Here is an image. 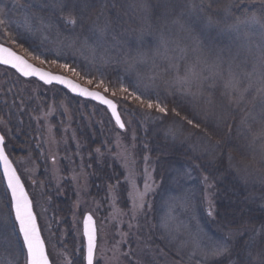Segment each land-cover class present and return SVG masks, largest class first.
Here are the masks:
<instances>
[{"label": "trees", "instance_id": "trees-1", "mask_svg": "<svg viewBox=\"0 0 264 264\" xmlns=\"http://www.w3.org/2000/svg\"><path fill=\"white\" fill-rule=\"evenodd\" d=\"M41 2L42 0H0V8L5 10V19L9 21L6 26H0V42L18 47L20 53L27 49L25 52L29 55L40 56L48 63L53 60L59 64L67 62L80 71L82 79L87 80L86 75L94 82L103 78L109 82V88L119 87L121 81L126 86L139 83L141 90L149 94H158L160 99L168 103L170 109L175 107L189 118L198 120L201 124L200 129L183 123L177 125L175 121L178 118L171 114L157 119L161 116L160 113L152 111L145 115L146 110L138 107L136 101L130 103L118 97L114 99L121 116L129 123L130 129H134L132 131L135 141L130 146L133 147L135 160L148 157L147 166L155 169L156 177L169 168L168 172L171 170L172 175L190 173L189 176L199 178L185 188L180 187L182 191L179 192L183 195L189 188V194L184 197L186 216L182 217L187 221V225L195 231L199 230L197 233L200 236L199 242L207 247L208 239L210 244L213 241L227 239L231 252L222 264H264V152L260 147L264 140L257 139L253 143L252 135L248 134L241 123L249 112H253V104L246 103L239 108L229 104L228 97L222 95L224 90L219 81L215 89L209 88L211 81H205L204 95L182 96L171 87L174 74L164 71L166 63L160 57L154 56L157 37L163 31L170 41L175 42L173 47L179 44L188 48L187 58L180 61L181 72L197 55L192 51L193 38H199L205 51L213 55L223 54L226 61L225 74L229 58H234L241 69L251 71L255 56L249 51V47L254 49L255 45L260 43L259 34L255 28L249 29L252 41L249 45L242 34L230 31L229 26L235 23L237 17L243 18L246 13L259 14L262 7L260 0H211V7L205 11L194 9L192 5L207 3L208 0H147L149 11L146 14L133 13L131 7L133 0H90L82 13L79 8L77 9V15L82 14L86 23L83 31H78L79 39L74 46H68L73 37L63 27L62 35L59 37V41L63 43L57 40L55 34L45 39V33L29 34L25 31L23 18L26 11L31 6V10L38 12ZM166 7L170 9L167 16L164 14ZM227 9H230V15L227 14ZM181 12L185 13L182 19V23L186 25L185 30L171 23ZM209 18L216 22L211 27L207 26ZM105 20L112 22L115 34L123 40L119 49H109L108 63L101 59L105 53L104 48L93 53L82 45L89 26L94 22L103 23ZM141 29L151 34L140 40L138 36ZM138 54H146L147 63H135ZM133 64L135 67L131 66ZM0 68L3 69V73L0 74V89L3 93L0 96L2 123L10 126L17 145L21 136V141L31 146V153H36L34 160L41 170L47 169L48 173H45V170L43 172L49 178L51 168L57 161L52 153H57L60 164L62 163L63 185L56 188L51 184L56 207L58 209L63 207L65 199L57 196L64 188L70 187L73 181L71 178L82 168L90 178V189L95 191L97 186H102L104 191L101 189L100 197L106 196L108 186L121 180L119 166L115 163L112 170L109 157V149L113 147L112 139L119 132L105 117L104 119L98 117L99 112L94 103L73 97L61 87H47L35 80L26 81L14 71ZM154 75L157 78L153 81L151 77ZM21 84L25 86L31 84V97L20 92ZM26 97L31 98V133L23 132L22 126H19V117L13 121L16 130L9 125L12 122L7 117L14 110L11 108L12 98L24 102ZM62 105L68 108L67 112L71 114L69 119L73 126L67 123L63 125L68 119L65 115L60 116V119L56 118L52 125V141H48L41 114L50 112L62 114ZM75 105L78 108H75ZM2 107L9 109L7 112L9 114L3 115ZM16 111H21V105ZM37 121L42 122L40 125L44 128L43 131H38ZM169 127L178 130L175 140L165 139L164 132H168ZM253 128L254 131H258L259 125L253 122ZM125 131L129 132V128L127 127ZM79 133L85 135L84 138L78 139L79 146L83 149L81 154L59 152L61 145L67 148H72L73 145L78 147L73 136L77 137ZM97 148L101 149L103 157L96 153ZM204 175H208L213 181L214 188H206L202 180ZM0 191L2 192L0 197L4 198L5 185L1 173ZM208 197L211 198L215 218L206 213V209L209 211ZM60 216H63L62 213ZM151 239H156L155 235H151ZM156 240L152 244H157ZM11 241L14 246L9 252L15 256L16 264H25L22 245L17 244L12 238ZM146 246H150V242ZM249 251L254 252L255 257L259 254L260 259L249 262L247 257ZM82 261L78 260L77 264H83Z\"/></svg>", "mask_w": 264, "mask_h": 264}, {"label": "snow or ice", "instance_id": "snow-or-ice-1", "mask_svg": "<svg viewBox=\"0 0 264 264\" xmlns=\"http://www.w3.org/2000/svg\"><path fill=\"white\" fill-rule=\"evenodd\" d=\"M89 2L90 0H42L38 12L31 10V6H29V10L26 11L23 18L25 31L29 34L33 32L45 33V39H47L49 35L55 34L59 41V37L62 35L61 27H63V29L73 37V39L68 42V46H74L77 39H79L78 31H83L84 24L86 23L85 17L82 14L77 15V9L79 8L82 13ZM260 2L262 7L259 10V14L257 12L246 13L243 18L237 17L235 23L229 26L230 31L242 34L249 45L252 43L249 29L255 28L259 34L260 43L256 44L254 49L249 47V51L255 56V62L251 71L241 69L234 58H229L227 61V74H225L224 65L226 61L223 54L215 53L213 55L211 52L205 51L199 38H193L192 51L197 55L194 60L185 67L183 72L180 70V61L187 58V47H182L179 44L173 47L172 45L175 42L170 41L165 33L161 31L160 35L157 37L154 51V56L160 57L166 63L164 71L174 74L171 87L180 95H204L205 81H211L209 84V88L211 89H215L219 81L222 83L224 90L222 95L228 97L229 104H234L239 108L243 104L252 103L253 112H249L241 123L244 125L248 134L252 135L253 143H255L257 139L264 140V0H260ZM131 7L133 13L146 14L149 11L147 0H133ZM192 7L205 11L207 8L211 7V0L199 5L193 4ZM226 12L229 15L231 14L230 9H227ZM169 13L170 9L166 7L165 16ZM184 15L185 13L181 12L179 16L171 21L172 24L179 26L181 30L186 29V25L182 23ZM8 23L9 21L5 19V10L0 8V26H6ZM215 23V21L209 18L207 26L211 27ZM147 34L151 33L141 29L138 39L143 40V37ZM109 37L111 38L110 41ZM59 42L63 43V41ZM122 44L123 40L120 36L115 34L110 20H105L103 23L94 22L89 26L87 35H85L82 41L83 47L90 49L93 53H95L97 49L104 48L105 53L102 54L101 59L105 63L109 62V49H119ZM25 51H27V49H25ZM33 58L39 60L41 64L46 62V60L40 56H34ZM147 59L146 54H138L137 57H135V63L144 64L147 63ZM51 63L55 64L57 61L53 60ZM153 63L155 64V60H153ZM0 65L10 66L22 77H38L39 80L43 81L45 84L56 82L65 86L74 94L99 101L100 104L106 105L107 108L111 110V116L114 118L115 124L118 125L120 129H126V124L118 111V105L114 103L113 100L105 98L101 93L82 87L67 77L54 75L41 68L34 67L22 56L4 45H0ZM59 66L66 71H70L75 76L81 75L80 71L71 67L67 62L61 63ZM131 66L135 67V64ZM205 73H207V75ZM85 78L89 85L102 88L104 92H110L113 96H116L117 92L126 94L122 95V100L138 102V107L146 110L145 115H149L152 111H155L161 114L157 119H162L171 114L178 118L175 121L177 125L183 123L192 128H201V124L198 120L189 118L188 115L182 114L181 111L175 107L170 109L168 103L160 99L158 94H149L147 91L141 90L139 83H131L130 86H126L123 81H121L119 87L109 88V82L103 78L95 82L87 75ZM156 78V75L151 77L153 81ZM169 94H171V92ZM249 97H251V99H249ZM253 122L259 125L258 131H254ZM168 134L175 140L178 136V130L169 127ZM260 147L261 151L264 152V143H262ZM96 153L102 155L101 149L97 148ZM144 160L145 167L143 168V174L146 177L143 183L144 190L142 192L138 190L135 181L132 179L134 173L130 168L126 178V182L131 183L132 190L137 193V197L132 199L131 212L133 220L136 219L137 213L144 214L146 208L150 210L151 206L145 204V199L149 195L150 186L153 190L157 186L155 178L151 175L155 169H149L147 166L148 157H145ZM0 162H2L3 165V177L6 181L5 192L10 193V210L8 212H0V244H7L9 249L13 248V242L8 239V236L2 235L5 229H10L11 235L18 234L19 237L22 238V246L26 249L25 264H53L46 247L45 238L42 236L41 224L38 221L37 213L34 211L33 200L29 197L28 191H26L20 176L17 174L16 169L5 153V137L2 134H0ZM202 180L206 188L215 187V184L209 179L208 175H204ZM137 200L139 202H137ZM208 202L209 211L207 214L215 218L214 207L210 197H208ZM128 226L130 229L133 227L131 223H129ZM136 227L138 228L139 225H136ZM83 235L86 237V256L84 257L86 264H95L97 230L92 215H88L84 220ZM124 235L126 236L127 234ZM257 235H259V232H257ZM123 242L127 243V240L125 239ZM197 246L199 247V244ZM230 252L231 247L227 239L213 241L211 246L206 248L204 259H219L222 256H227ZM10 255L12 254L10 253ZM122 255L131 256V246H129V251L122 253ZM248 255L251 257L250 251ZM100 259H103V256H101ZM254 259H260L259 254L254 257ZM5 264H16L15 256L12 255L11 259H6ZM66 264H71V260L67 259Z\"/></svg>", "mask_w": 264, "mask_h": 264}, {"label": "rangeland", "instance_id": "rangeland-1", "mask_svg": "<svg viewBox=\"0 0 264 264\" xmlns=\"http://www.w3.org/2000/svg\"><path fill=\"white\" fill-rule=\"evenodd\" d=\"M0 44L10 47L16 52L18 51L19 54L41 68L68 76L90 89L104 92L102 88L89 85L87 80L82 79L81 76H75L70 71H66L59 66V63L45 62L41 64L39 60L34 59V56L29 55L27 52L21 51L20 53V49L16 46H9L4 42H0ZM2 71L3 69L0 68V74L3 73ZM24 80L31 81L34 79ZM17 83L19 82L17 81ZM21 85L22 89L20 92L31 97V84ZM104 93L112 100L117 97L122 99V95H126L119 92L116 96L111 95L110 92ZM2 95L3 93H1L0 89V96ZM27 98L29 97H26L24 102H18L16 98H12L11 108L14 110L10 114L7 113L9 109L5 107H2L1 110L3 115L9 114L7 117L12 122L9 125L13 126V129L15 128L16 130L13 121L16 117H19V126H22L23 132L31 133V98ZM127 102L133 103L134 101L129 100ZM20 105L21 111L18 112L16 109ZM94 105L99 112L98 117L103 119L105 117L114 126L113 128L119 132L112 139L113 147L109 149V157L112 170L115 163L119 166L118 172L121 180L116 184L110 185L111 188L108 186L107 195L100 197L102 195L101 189L104 191V188L97 186L95 191H92L89 187L90 178L85 174V169L82 168L76 176L71 178L73 181L70 187L64 188L61 194L57 196L65 199L61 209L56 207L54 203L55 196L51 193V189H53L51 184L55 185L56 188H60L64 182L61 176L62 163L60 164L58 154L52 153V156L57 158V161L54 162L51 168L52 172L49 178L45 174L46 172L48 173L47 169H44V173V170H41L39 164L34 160L36 153H31V146L21 141V136L18 138L19 143L17 145L13 139L14 135L9 128L10 126L2 123L0 118V131L5 137L7 153L16 166L30 198L33 200L34 211L37 213L38 221L41 224L42 236L45 238L46 247L53 264H66L67 259L71 260V264H77L80 259L85 264L83 217L87 213H90L95 218L98 231L95 264H222V261L227 259V256H222L219 259H204V252L206 248L211 246L212 242L210 244V239H208L209 244L207 247L203 243L201 244L199 242L200 236L197 234L199 230L195 231V229L187 225V221L182 217V215L186 216L184 197L189 194V188L183 195H180L179 192L182 191L180 187L185 188L187 185L195 183L196 180L198 181L199 178L189 176L188 173H184L181 176L172 175L171 170L168 172L169 168L166 171L163 170L157 177L155 176V171L152 172L151 175L155 178L157 186L154 190L150 186L149 195L145 199V204L151 206L150 210L146 208L144 214L137 213L136 219H132V199L137 197V193L132 190L131 183L126 182V178L130 168L134 173L132 179L135 181L138 190L141 192L144 190L143 183L146 177L143 174V168L145 167V157L142 160L134 159L133 147L130 144L135 141V135L133 133L134 129L132 128L133 131L130 129L129 123L125 122L121 116L126 128H129V132H126V129L121 131L106 109L96 103ZM74 107L78 108L76 105ZM62 108V114L56 112L41 114L43 126L47 130L48 141H52V125L56 118L65 115L68 119L63 122V125L67 123L69 126H73V122L69 119L71 114L67 112L68 108L66 106ZM94 114L95 112H93ZM42 122H36L38 131L44 130L42 125H40ZM164 133L166 140H173L167 131ZM84 137L85 135L83 136L82 133H79L77 137L74 135L73 138L76 140L78 147L73 145L72 148H67L65 145H61L59 152L62 154L68 152H72L75 155L81 154L83 149L79 146L78 139ZM103 156L104 154L99 157ZM0 195H2V192ZM3 195L4 198L0 197V212H8L10 210L9 194L5 192ZM137 202L139 201L137 200ZM59 213H62L63 216H60ZM206 213H208V209H206ZM129 223L133 225L131 229L128 226ZM136 225H139V227L137 228ZM124 234L127 235L125 236ZM2 235L8 236L9 240L12 238L17 244L22 245L19 235H11L10 229H5ZM151 235H155L157 240L151 239ZM125 239L127 243L123 242ZM145 239H148V241ZM154 240H156L155 243L157 244H152ZM149 242L150 246H146ZM198 244L199 247L197 246ZM129 246H131V256L122 255V253L129 251ZM0 249H2L0 250V264H5V260L11 259L12 255L9 254L10 249L7 244H0ZM22 249L24 250L23 246ZM22 255L25 261V250ZM101 256H103V259H100ZM247 257L249 262H253L254 252L251 253V257L249 255Z\"/></svg>", "mask_w": 264, "mask_h": 264}, {"label": "water", "instance_id": "water-1", "mask_svg": "<svg viewBox=\"0 0 264 264\" xmlns=\"http://www.w3.org/2000/svg\"><path fill=\"white\" fill-rule=\"evenodd\" d=\"M0 45H3V44H0ZM4 46H6V45H4ZM6 47H8V46H6ZM9 48H10V47H9ZM12 50H13V49H12ZM13 51H14V50H13ZM15 52H16V51H15ZM16 53H17V52H16ZM17 54L20 55V56H22L24 59H26V60H27L29 63H31L34 67L41 68V67H39V66L33 64L32 62H30V61H29L26 57H24L23 55H21V54H19V53H17ZM7 67L10 68V69H12L10 66H7ZM41 69L44 70V71L50 72V73H52V74H54V75H61V76L67 77L68 79L73 80V82H75V83L81 85L82 87L88 88V89L91 90V91L99 92V93H101L102 95H104L105 98L112 100V99L109 98L104 92H101V91H99V90L90 89L89 87L84 86L82 83H80V82H78V81H76V80H74V79H72V78H70V77H68V76H65V75H62V74H59V73H54V72H51V71H49V70H47V69H44V68H41ZM12 70L15 71V69H12ZM18 74H19V73H18ZM19 75H20V74H19ZM23 78H26V77H23ZM26 79H35V80L39 81L40 83H42L43 85L48 86V87H50V86H59V87L65 89L66 91H68L70 94H72V95L75 96V97H79V98H82V99H84V100L91 101V102H94V103H96V104H98V105H101V106L105 107V108L107 109V111L109 112V114L111 115V110L108 109L106 105H102V104H100V102L97 101V100H92L91 98L81 97V96H79V95H77V94H74V93H72L69 89H67L65 86H63V85H61V84H58V83H56V82H53L52 84H45L43 81H40L38 77H31V78H26ZM113 102L116 103L114 100H113ZM116 104H117V103H116ZM118 111H119V109H118ZM111 117H112V116H111ZM112 118H113V117H112ZM113 120H114V118H113ZM114 122H115V120H114ZM117 127L119 128L118 125H117ZM119 129H120V128H119ZM120 130H121V131H124L125 129H120ZM0 134H1V131H0ZM5 153L8 155L7 150H6V147H5ZM8 158H9V160L12 162L13 167H14V168L16 169V171H17V168H16V166L14 165L13 161L11 160V158L9 157V155H8ZM0 172H1L2 177H3V165H2V162H0ZM17 174L19 175L18 171H17ZM19 176H20V175H19ZM20 178H21V177H20ZM3 180H4V177H3ZM21 181H22V183L24 184L22 178H21ZM4 184H5V187H6V181H5V180H4ZM24 186H25V184H24ZM25 189H26V191H27L26 186H25ZM8 194H9V197H10V193H8ZM28 194H29V193H28ZM29 197H30V195H29ZM88 215H91V214H90V213H87V214L84 215V218H83V228H84V220L86 219V217H87ZM92 217H93V216H92ZM93 220H94V222H95V227H96V230H97V225H96V221H95V218H94V217H93ZM83 236H84V235H83ZM21 240H22V238H21ZM84 240H85V256H86V237H84ZM97 242H98V231H97ZM24 249H25V248H24ZM25 251H26V249H25ZM85 262H86V260H85Z\"/></svg>", "mask_w": 264, "mask_h": 264}, {"label": "flooded vegetation", "instance_id": "flooded-vegetation-1", "mask_svg": "<svg viewBox=\"0 0 264 264\" xmlns=\"http://www.w3.org/2000/svg\"><path fill=\"white\" fill-rule=\"evenodd\" d=\"M0 67H7V66H4V65H0Z\"/></svg>", "mask_w": 264, "mask_h": 264}]
</instances>
